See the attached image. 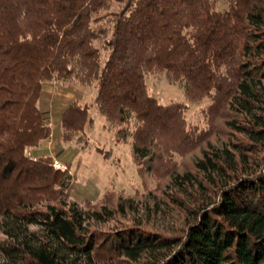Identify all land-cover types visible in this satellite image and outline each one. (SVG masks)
I'll use <instances>...</instances> for the list:
<instances>
[{
	"label": "trees",
	"instance_id": "1",
	"mask_svg": "<svg viewBox=\"0 0 264 264\" xmlns=\"http://www.w3.org/2000/svg\"><path fill=\"white\" fill-rule=\"evenodd\" d=\"M220 1L0 0V264H264V0ZM161 72L188 102L207 99L204 127L149 93ZM55 80L94 89L143 194L79 203L69 168L34 155ZM89 109L62 110L63 142L84 134ZM153 200L182 215L173 234L147 224Z\"/></svg>",
	"mask_w": 264,
	"mask_h": 264
},
{
	"label": "rangeland",
	"instance_id": "2",
	"mask_svg": "<svg viewBox=\"0 0 264 264\" xmlns=\"http://www.w3.org/2000/svg\"><path fill=\"white\" fill-rule=\"evenodd\" d=\"M219 4L224 7L227 3L222 0ZM146 81L149 93L161 103L181 102L187 105L185 118L189 125L200 128L205 126L203 110L208 105L207 99L200 103L188 102L183 87L171 82L164 72L147 74ZM93 94V88L74 80H55L43 84L39 106L51 127V137L40 142L34 155L52 156L54 161L61 164V171L69 168L72 183L68 194L79 203L99 199L108 188L141 195L144 189L131 161L130 147L126 144L115 145L110 133L103 127L104 119L98 116L91 106ZM73 101L88 106L89 116L93 121L85 126L82 136L66 143L61 138L60 115ZM98 147L109 151L108 159L97 152ZM184 178L189 183L187 188L195 191L196 186L191 178L186 174ZM146 218L147 224L155 230L173 234L181 225L182 215L170 202L153 200Z\"/></svg>",
	"mask_w": 264,
	"mask_h": 264
},
{
	"label": "built area",
	"instance_id": "3",
	"mask_svg": "<svg viewBox=\"0 0 264 264\" xmlns=\"http://www.w3.org/2000/svg\"><path fill=\"white\" fill-rule=\"evenodd\" d=\"M28 153H29V152H27V154H28ZM28 155H30V154H28ZM52 166H53V168L56 169V170H62V168H61V164L58 163L57 161H54L53 164H52Z\"/></svg>",
	"mask_w": 264,
	"mask_h": 264
}]
</instances>
